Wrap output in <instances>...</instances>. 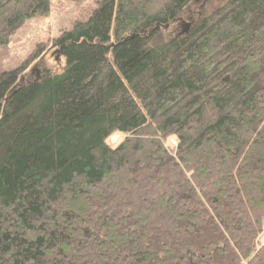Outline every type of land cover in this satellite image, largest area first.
<instances>
[{
  "label": "trees",
  "instance_id": "trees-1",
  "mask_svg": "<svg viewBox=\"0 0 264 264\" xmlns=\"http://www.w3.org/2000/svg\"><path fill=\"white\" fill-rule=\"evenodd\" d=\"M196 2L100 0L61 71L0 72V264H264V0ZM50 10L0 0V48Z\"/></svg>",
  "mask_w": 264,
  "mask_h": 264
},
{
  "label": "rangeland",
  "instance_id": "rangeland-1",
  "mask_svg": "<svg viewBox=\"0 0 264 264\" xmlns=\"http://www.w3.org/2000/svg\"><path fill=\"white\" fill-rule=\"evenodd\" d=\"M98 1L100 0H84L83 2L49 0L51 10L47 17L29 21L20 28L6 48H0V72H8L19 68L30 57L31 59L37 57V59L36 62L27 67V70L23 73L24 76L36 78L43 69L51 73L61 71L65 66V62L63 58L55 61L57 57L55 52L58 50L51 48L53 38L64 31L71 30L75 23H82L87 20L90 12L96 8ZM220 4L221 0H197L196 6L193 8L201 10L204 14ZM179 26L177 32L186 29L185 25L180 24ZM121 138L122 136L119 134L112 135L107 140V144L109 147L114 148L120 143ZM165 146L168 150H172L176 146V140L170 138ZM261 239L264 245V236Z\"/></svg>",
  "mask_w": 264,
  "mask_h": 264
},
{
  "label": "water",
  "instance_id": "water-1",
  "mask_svg": "<svg viewBox=\"0 0 264 264\" xmlns=\"http://www.w3.org/2000/svg\"><path fill=\"white\" fill-rule=\"evenodd\" d=\"M55 54H57V51L55 52ZM58 59H59V56H57V57L55 58V61H58Z\"/></svg>",
  "mask_w": 264,
  "mask_h": 264
}]
</instances>
